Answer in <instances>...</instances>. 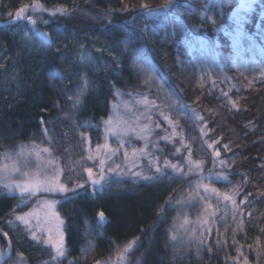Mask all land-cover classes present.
Segmentation results:
<instances>
[{
    "label": "trees",
    "instance_id": "16d2710c",
    "mask_svg": "<svg viewBox=\"0 0 264 264\" xmlns=\"http://www.w3.org/2000/svg\"><path fill=\"white\" fill-rule=\"evenodd\" d=\"M237 5L0 0V164L36 147L67 190L13 206L0 185V229L17 255L53 257L6 226L45 196L64 224V264L107 263L131 244L128 264H264V0L235 19ZM119 97L146 99L176 137L158 139L160 170L95 186L91 152ZM186 155L194 172L168 170Z\"/></svg>",
    "mask_w": 264,
    "mask_h": 264
},
{
    "label": "rangeland",
    "instance_id": "374dc122",
    "mask_svg": "<svg viewBox=\"0 0 264 264\" xmlns=\"http://www.w3.org/2000/svg\"><path fill=\"white\" fill-rule=\"evenodd\" d=\"M253 1L238 0V14L234 15L235 19L241 16L239 14L240 10H248ZM236 31H238V27ZM153 115H155L153 105L144 98L131 97L122 99L119 97L117 102L111 106L109 117L104 124V144L94 149L90 156L100 164L99 171L101 174L99 179L94 180L96 182L94 183L95 186H99L109 176L117 178L119 175H125L133 179L142 176L145 168L154 171L161 169L165 162L159 163L155 156L158 139L162 142H171L175 139L176 133L171 129L168 119L160 115L159 119L165 127L162 131V127L159 124H155L157 119ZM145 126L148 129L146 138H141V134L138 133ZM156 130H159V135L157 136L154 134ZM118 152L122 158L121 164L113 163ZM109 162L113 165L108 169L106 166H108ZM25 165L30 168L27 169ZM172 165L177 167L174 169ZM195 168L196 164L189 159L188 155L183 158L182 165H178L176 162H170L168 165V170L173 171L175 174L181 173L182 169H184V172L192 173L196 170ZM103 175L106 176L102 177ZM45 178L53 179L58 185H62L60 183V168L58 164L56 162L55 164L52 163L47 158L46 153L36 147L31 146L17 150L12 157L10 155L6 156L0 164V185L5 190V193L13 198V206L26 204L33 196L39 194L41 196L48 194L63 195L67 192V190L59 191L58 189L53 192L35 190L33 194V192L25 191L22 187L35 180H44ZM17 185H21V187H17ZM44 201L54 200L45 196L34 199L31 209L26 212L16 213L14 219L8 222L6 226L12 230L19 228L35 244L47 247L53 253L49 264H64L66 261L64 224L56 212L55 203L51 209H48L45 207ZM53 213L54 216L52 215ZM20 217H24V219L21 220L19 219ZM105 222L106 218L104 217L100 224ZM8 241L5 238L4 247L0 246V258L8 250ZM57 248H59V252ZM132 248L133 244L128 248L120 249L113 261L103 264H128L125 253ZM12 254H14L15 260L8 262V264H28L25 258L17 255L13 250L8 259L11 258Z\"/></svg>",
    "mask_w": 264,
    "mask_h": 264
},
{
    "label": "snow or ice",
    "instance_id": "6c2138e0",
    "mask_svg": "<svg viewBox=\"0 0 264 264\" xmlns=\"http://www.w3.org/2000/svg\"><path fill=\"white\" fill-rule=\"evenodd\" d=\"M19 18H20V13H17V19H19ZM165 119H167V117H165ZM169 123H171V122L169 121ZM147 131H148L147 126H145L144 128L140 129L138 134H141V138H146ZM101 163H103V161H101ZM172 167L175 169L177 166L172 165ZM87 171L91 175V169L89 168V169H87ZM94 183H96V182L94 181ZM17 187H21V185H17ZM22 187L25 191L33 192V194H34L35 190L44 191V192H53V191H56L58 189L59 191H66V189L63 187V185H58L55 180L49 179V178H45L44 180H35L32 183L23 185ZM205 187L207 188V186H205ZM211 191L213 193H215L216 189L212 188ZM224 199L228 200L229 197L227 195H225ZM54 203H55V201H44V205L48 209H51V207ZM52 215L54 216V213ZM19 219L23 220L24 217H20ZM57 220H58V218H57ZM57 251L59 252V248H57ZM60 254L62 255V253H60Z\"/></svg>",
    "mask_w": 264,
    "mask_h": 264
},
{
    "label": "water",
    "instance_id": "95a60500",
    "mask_svg": "<svg viewBox=\"0 0 264 264\" xmlns=\"http://www.w3.org/2000/svg\"><path fill=\"white\" fill-rule=\"evenodd\" d=\"M103 220H104V216L100 213V214L98 215V221H99V223H102ZM0 235L3 236V237H5L6 239H8L7 236L3 234V232L1 231V229H0ZM8 240H9V239H8ZM8 242H9V244H8V250H7V251L4 253V255L0 258V264H4L5 261L9 258L10 254H11V252H12V244H11L10 241H8Z\"/></svg>",
    "mask_w": 264,
    "mask_h": 264
},
{
    "label": "bare ground",
    "instance_id": "6f19581e",
    "mask_svg": "<svg viewBox=\"0 0 264 264\" xmlns=\"http://www.w3.org/2000/svg\"><path fill=\"white\" fill-rule=\"evenodd\" d=\"M1 231H2V230H1ZM2 232H3V231H2ZM3 234L6 235L4 232H3ZM0 237H2L3 239H5V237H3V236H1V235H0ZM12 249H13V248H12Z\"/></svg>",
    "mask_w": 264,
    "mask_h": 264
}]
</instances>
